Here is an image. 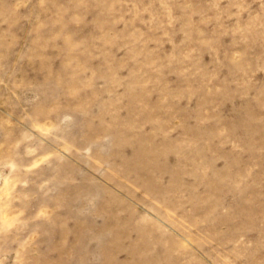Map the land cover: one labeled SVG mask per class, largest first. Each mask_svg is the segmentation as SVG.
Returning <instances> with one entry per match:
<instances>
[{"label": "rangeland", "instance_id": "obj_1", "mask_svg": "<svg viewBox=\"0 0 264 264\" xmlns=\"http://www.w3.org/2000/svg\"><path fill=\"white\" fill-rule=\"evenodd\" d=\"M0 264H264V0H0Z\"/></svg>", "mask_w": 264, "mask_h": 264}]
</instances>
